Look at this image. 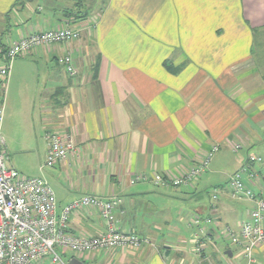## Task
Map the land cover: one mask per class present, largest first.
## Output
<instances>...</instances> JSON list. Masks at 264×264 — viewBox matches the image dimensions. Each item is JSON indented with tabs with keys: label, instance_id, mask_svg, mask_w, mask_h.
Returning <instances> with one entry per match:
<instances>
[{
	"label": "crops",
	"instance_id": "1",
	"mask_svg": "<svg viewBox=\"0 0 264 264\" xmlns=\"http://www.w3.org/2000/svg\"><path fill=\"white\" fill-rule=\"evenodd\" d=\"M76 3L0 0V62L13 42L34 33L81 30L77 41L20 57L43 62L41 107L27 116L11 102L4 123H41L42 143L28 137L22 143L35 146L43 164L47 133L74 137L76 154L41 176L56 194L58 215L85 195L119 198L116 228L152 245L63 258L85 264H245V248L234 245L224 228L239 232L257 208L256 201L234 196L228 182L236 171L247 167L245 184L264 198V0ZM66 53L72 54L74 76L57 63ZM214 145L219 151L193 185L153 183L157 174L181 177ZM251 156L262 162H250ZM7 165L20 169L9 157ZM137 176L145 179L131 184ZM196 218L212 221L201 224L200 253L196 235L183 234L185 223L199 230ZM107 229L92 208L69 217L72 235L98 236ZM252 258L264 264V244ZM37 264L53 263L46 258Z\"/></svg>",
	"mask_w": 264,
	"mask_h": 264
},
{
	"label": "built area",
	"instance_id": "2",
	"mask_svg": "<svg viewBox=\"0 0 264 264\" xmlns=\"http://www.w3.org/2000/svg\"><path fill=\"white\" fill-rule=\"evenodd\" d=\"M80 38L81 30L68 26L37 32L13 42L6 49L0 62V264H37L46 258H50L53 264H69V261L63 258L67 252L92 253L116 248L139 249L152 245L148 238L140 237L132 232H121L116 228L115 211L121 205V199L85 195L70 203L58 215L56 194L44 178L26 177L7 165L8 157L2 125L13 62L43 46L77 41ZM57 63L64 67L69 75H76L71 53L58 57ZM46 139L48 151L41 170L52 169L77 152L76 143L71 134L51 132L47 133ZM239 148V146L236 147V149ZM218 151L219 146L214 145L181 177L172 178L157 174L152 177V181L161 187H189L208 170ZM249 161L260 163L262 159L251 156ZM246 172H248L247 167L236 171L230 176L228 185L234 196L256 201L257 208L250 214V218L243 222L239 232L225 227L224 233L234 245L245 248V264H254L253 250L264 244V198L259 199L256 193L245 184ZM144 179L137 176L131 184ZM217 195V192L214 193V200L218 198ZM82 208L97 210L107 223V231L98 236L70 234L68 232L69 217L74 211ZM202 222L212 223L210 219L196 218L194 223L199 227L200 233L204 231L201 227ZM202 246L203 243L197 237L195 251L200 253Z\"/></svg>",
	"mask_w": 264,
	"mask_h": 264
},
{
	"label": "rangeland",
	"instance_id": "3",
	"mask_svg": "<svg viewBox=\"0 0 264 264\" xmlns=\"http://www.w3.org/2000/svg\"><path fill=\"white\" fill-rule=\"evenodd\" d=\"M23 57V56H22ZM15 60L13 62V84L10 98L8 96L6 100V107L11 106V102L18 108L21 109L27 116L31 114V111H36L39 106L41 107V83L43 80L42 71H43V62L32 61V58L26 57L27 60ZM12 68V71H13ZM5 119V116H4ZM5 121V120H4ZM16 123H4L2 125V130L4 134V139L8 141L10 149L6 151V154L9 155V160L14 164L17 163L20 166L19 172H21L26 177H45L49 173L48 169L42 170L40 166L43 164V157L41 158L39 152L33 149H25L26 144L23 141L25 137L32 139L36 142V139L39 140V143H42L45 132L41 123H26V126L19 127ZM25 141H29L26 139ZM43 152V146L41 154ZM46 178V177H45ZM187 222V221H186ZM188 223L183 224V234L185 236L191 237L192 235L199 234V230L195 228H186ZM68 253V252H67ZM73 253V252H71ZM76 254V253H74Z\"/></svg>",
	"mask_w": 264,
	"mask_h": 264
},
{
	"label": "water",
	"instance_id": "4",
	"mask_svg": "<svg viewBox=\"0 0 264 264\" xmlns=\"http://www.w3.org/2000/svg\"><path fill=\"white\" fill-rule=\"evenodd\" d=\"M229 255L231 256V253ZM69 264H85V263L76 258H72L70 259Z\"/></svg>",
	"mask_w": 264,
	"mask_h": 264
},
{
	"label": "trees",
	"instance_id": "5",
	"mask_svg": "<svg viewBox=\"0 0 264 264\" xmlns=\"http://www.w3.org/2000/svg\"><path fill=\"white\" fill-rule=\"evenodd\" d=\"M76 2H77L76 3L77 7L78 8H82V5H83L84 0H76ZM167 69L170 70L171 68L167 66Z\"/></svg>",
	"mask_w": 264,
	"mask_h": 264
}]
</instances>
